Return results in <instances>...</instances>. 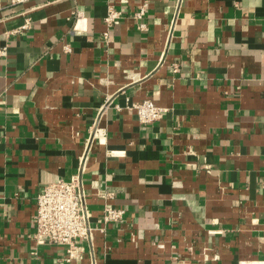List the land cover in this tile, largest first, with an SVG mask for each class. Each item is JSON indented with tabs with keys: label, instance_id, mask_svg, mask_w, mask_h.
I'll return each mask as SVG.
<instances>
[{
	"label": "crops",
	"instance_id": "1",
	"mask_svg": "<svg viewBox=\"0 0 264 264\" xmlns=\"http://www.w3.org/2000/svg\"><path fill=\"white\" fill-rule=\"evenodd\" d=\"M176 2L140 30L142 0H0V264H264V0H184L170 39ZM147 98L165 113L145 124L127 105ZM98 116L88 207L101 226L110 190L125 220L67 262L29 236L37 195L78 171Z\"/></svg>",
	"mask_w": 264,
	"mask_h": 264
},
{
	"label": "built area",
	"instance_id": "2",
	"mask_svg": "<svg viewBox=\"0 0 264 264\" xmlns=\"http://www.w3.org/2000/svg\"><path fill=\"white\" fill-rule=\"evenodd\" d=\"M17 3L28 2L32 0H15ZM184 0H177L174 15L169 26V37L172 38L173 31L179 20L180 12ZM152 0H142L141 5L134 11L133 17L139 22L138 29L144 30L147 24L144 21ZM83 12H77V18L81 17ZM123 19V11L118 9L113 2L107 5V14L104 18L109 28L118 24ZM31 27L30 18H25V22L10 34L22 33ZM108 37V33H106ZM8 53V44L0 47V56H6ZM104 104L100 108V114L107 108ZM127 107L135 112L141 123H153L159 121L165 113V109L155 104L150 99L142 101L129 100ZM100 116L91 127V138L87 142L85 153L81 157V163L78 171L69 179H60L56 182L47 183L43 186L37 195V208L34 214L35 230L29 236L38 245L55 244L62 245L66 250L65 260L73 262L82 258L84 253L83 243L92 244L95 231L98 229L105 232L110 224H121L125 220L126 210L116 207L108 202V199L114 196L110 190H100L97 195L107 200L103 210L102 223L93 222V214L88 207V197L83 180V173L88 160V151L91 143L98 140L100 143L105 141L106 130L99 126ZM114 155L115 152L109 151Z\"/></svg>",
	"mask_w": 264,
	"mask_h": 264
}]
</instances>
